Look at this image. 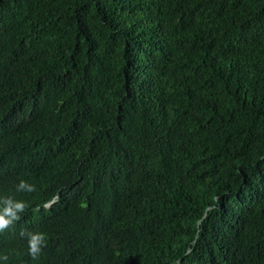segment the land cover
Returning a JSON list of instances; mask_svg holds the SVG:
<instances>
[{
  "label": "trees",
  "instance_id": "obj_1",
  "mask_svg": "<svg viewBox=\"0 0 264 264\" xmlns=\"http://www.w3.org/2000/svg\"><path fill=\"white\" fill-rule=\"evenodd\" d=\"M0 62L30 81L23 170L62 175L46 229L156 213L127 234L149 264H264V0H0Z\"/></svg>",
  "mask_w": 264,
  "mask_h": 264
},
{
  "label": "clouds",
  "instance_id": "obj_2",
  "mask_svg": "<svg viewBox=\"0 0 264 264\" xmlns=\"http://www.w3.org/2000/svg\"><path fill=\"white\" fill-rule=\"evenodd\" d=\"M27 74L23 68L10 73L0 62V79L12 78V83L0 90V264H149L146 253L154 237L131 240L127 234L137 223L154 221L156 213H141L144 219L131 215L107 221L95 208L80 222H63L57 231L45 228L61 190L42 204L30 195L45 175H62L53 169L43 173L23 170V151L37 142L35 127L27 124L25 109L15 100L20 84L30 83ZM114 141L102 136L97 143V153L109 163ZM55 158L68 163L80 179H87L84 156L80 165L74 164L67 158L65 146ZM138 243H142L140 250L136 249Z\"/></svg>",
  "mask_w": 264,
  "mask_h": 264
}]
</instances>
